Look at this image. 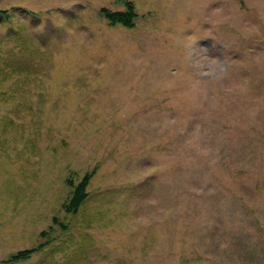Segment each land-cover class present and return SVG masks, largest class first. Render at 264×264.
<instances>
[{
	"label": "rangeland",
	"instance_id": "1",
	"mask_svg": "<svg viewBox=\"0 0 264 264\" xmlns=\"http://www.w3.org/2000/svg\"><path fill=\"white\" fill-rule=\"evenodd\" d=\"M0 10V264H264V0Z\"/></svg>",
	"mask_w": 264,
	"mask_h": 264
},
{
	"label": "trees",
	"instance_id": "2",
	"mask_svg": "<svg viewBox=\"0 0 264 264\" xmlns=\"http://www.w3.org/2000/svg\"><path fill=\"white\" fill-rule=\"evenodd\" d=\"M125 9L123 11H110L107 9H101L100 14L101 16L108 21L111 25H121L125 28H131L134 26V20L136 18V14L134 12V6L131 2L125 1L124 2ZM0 19L1 20H9V16L7 12L4 10H0ZM90 174H85L84 177L78 182L76 185L73 186V191L71 197L68 199L67 203L64 204L63 209L67 213H76L80 206L87 198V186L90 180ZM35 249H28L17 252L15 255L12 256V260H26L28 259L33 253Z\"/></svg>",
	"mask_w": 264,
	"mask_h": 264
},
{
	"label": "clouds",
	"instance_id": "3",
	"mask_svg": "<svg viewBox=\"0 0 264 264\" xmlns=\"http://www.w3.org/2000/svg\"><path fill=\"white\" fill-rule=\"evenodd\" d=\"M212 63H213V64H216V61L213 60ZM220 71H223V69L221 68Z\"/></svg>",
	"mask_w": 264,
	"mask_h": 264
}]
</instances>
